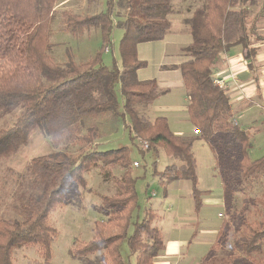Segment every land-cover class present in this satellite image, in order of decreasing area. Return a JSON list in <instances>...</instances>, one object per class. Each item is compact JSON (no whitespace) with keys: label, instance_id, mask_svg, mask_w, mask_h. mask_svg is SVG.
<instances>
[{"label":"trees","instance_id":"16d2710c","mask_svg":"<svg viewBox=\"0 0 264 264\" xmlns=\"http://www.w3.org/2000/svg\"><path fill=\"white\" fill-rule=\"evenodd\" d=\"M178 1L109 0V9L97 15L66 16L72 33L98 28L106 41L104 51H113V29H123L120 68L104 65L102 53L81 64L69 51L63 64L47 56L41 47L44 28L39 17L52 12L57 0H0V110L23 108L12 126L0 128V163L18 154L37 130L79 151H56L29 162L34 192L22 204L21 219H0V264H14L13 252L22 246L39 249L43 264H51L57 236L50 225L51 213L73 187L86 185L88 171L100 167H121L124 172L116 180L117 192L102 199L106 219L96 222L93 238L77 248L75 256L98 257L100 264H157L165 243L150 212L143 219L137 216L138 178L133 174L130 149L99 151L95 146L102 137V116L116 120V126L118 121H128L132 140L148 144V149L143 144L144 150L157 156L162 149L176 159V164L156 175L162 183L190 182L196 210L200 209L203 192L198 188L194 140L175 135L166 117L151 119V106L161 93L156 81L138 79L147 63L138 58L137 47L163 40L172 27V14L185 15L184 25L192 36L180 66L189 117L198 126V138L208 142L216 155L227 211L233 219V227L230 221L221 227L216 247L198 264H264V196L249 199L241 211L235 197L237 191L252 190L264 179V156L251 159L250 135L237 123L227 92L213 76L224 54L238 46L248 49L252 38L259 39L256 21L264 16V3L251 17L259 0H202L195 8L194 0H181L177 9ZM115 8L124 14H118V22H114ZM252 18L255 23L249 27ZM229 233L231 250L219 257L214 251L225 249ZM124 245L129 251L126 256Z\"/></svg>","mask_w":264,"mask_h":264},{"label":"rangeland","instance_id":"374dc122","mask_svg":"<svg viewBox=\"0 0 264 264\" xmlns=\"http://www.w3.org/2000/svg\"><path fill=\"white\" fill-rule=\"evenodd\" d=\"M119 1L116 0V2ZM182 2L179 0L175 3L177 9L181 8ZM193 2L194 8L202 5V0H194ZM263 3L264 0H259V8L253 9L251 17L260 11ZM108 9L109 0H57L52 12L39 17L44 28L41 37L42 49L53 62L58 64L67 61V51L73 54L74 60L78 64L90 61L102 53L104 65L113 67L117 64L121 68L120 45L125 34L123 29L118 27L113 29L111 37L113 51L109 52L103 50L106 41L98 28H85L72 33L68 31L66 25V16L69 14L81 17L92 16ZM120 13L121 11L115 8L114 22H118L120 19L118 14ZM179 16L185 17V15L179 14L169 16L172 23L168 33L170 37H177L183 30L181 26L176 24V20L181 19ZM259 20L256 21L257 26ZM254 23L255 19H250L249 27H252ZM170 47L171 52H173L174 46L171 45ZM153 52H155L154 47L149 45L141 47V53H143L141 57H144L147 63L141 74L143 77H160L158 75L161 70L157 60L152 58ZM171 76L175 78L174 74ZM225 91L227 92L228 89L226 88ZM179 100L181 101V98ZM120 101L122 102V98ZM170 103L173 101H168V98H161L158 101V104L163 105ZM139 108L141 111L143 110V107ZM22 109V106H18L0 110V128L12 126ZM162 115L168 118L169 127L175 134H186L190 131L193 132L194 128H198L191 120L185 119L187 118L186 114L177 112V110L164 109ZM150 117L154 120L157 116L152 114ZM99 121L101 122L102 137L96 142V148L100 147L99 151H110L127 147L130 149L132 163L138 162L140 164L139 168H135L134 165L132 167L135 178H138L136 183L139 203L137 216L143 219L146 211L150 212L153 226L160 229L165 245L168 242H187L185 246L188 248V255L184 257L185 260L188 263H194L198 259L200 262L212 247H216L221 227L229 225V221L232 226L233 221L227 211V202L223 191L224 184L219 177L216 155L208 142L196 138L193 144L192 151L198 175V188L203 192L202 206L196 210L190 182L178 180L162 183L159 176L156 175V172H163L168 166L176 164V159L167 156L162 149L157 156L153 152L144 150L143 144L145 142L140 139L132 140L129 135L126 129L128 121L126 123L118 121L117 126L116 120H111L110 117L102 116ZM187 137L183 136V138ZM68 143L64 141L55 142L37 130L33 132L29 143L22 147L18 154L12 159L0 163V219L22 218V204L26 197L34 192L32 178L27 172L29 162L35 157L56 151L79 154L77 147L68 145ZM262 156H264V149L259 150L254 147L250 156L251 159H259ZM178 164L181 163L178 162ZM123 172L121 167L93 168L85 174L86 185L73 187L66 201L57 205L50 216V225L57 230V236L52 245L53 258L51 264H100L98 262L100 258L93 256L88 258L76 257L74 251L93 238L96 222L106 219L102 211V199L117 192L116 180L122 176ZM263 196L264 179L252 190L237 191L235 197L239 211L247 205L245 202H248L249 199L262 198ZM216 201H219V204L213 203ZM253 210L251 208V211ZM232 242L233 239L229 233V240L225 249L218 247L214 252L219 257L228 254ZM123 251L125 256L129 252L125 245ZM162 256L163 252L160 258L155 260L157 264L167 263V259H163ZM13 261L14 264H43L44 262L39 249L29 246L17 247L13 252Z\"/></svg>","mask_w":264,"mask_h":264},{"label":"crops","instance_id":"0c3cea01","mask_svg":"<svg viewBox=\"0 0 264 264\" xmlns=\"http://www.w3.org/2000/svg\"><path fill=\"white\" fill-rule=\"evenodd\" d=\"M179 17L181 19H177L176 24L181 26L183 30L177 37L167 35L161 41L140 44L137 47L138 58L141 61H145V58L141 57V54H143L141 53V47L144 45L154 47L155 52L152 53V58L157 60L161 70L158 75L160 77L147 78L141 76L144 71L143 68L138 72V79L140 81L157 82L161 94L151 106V114H155L157 117H166L162 115L163 110L171 109L186 114L187 118L185 119L190 120L187 109V90L180 66L185 61L183 49L191 45L192 36L188 28L183 26L185 17ZM259 21L258 26L256 25L259 39L252 38L248 49L238 46L224 54L216 65L213 76L226 83L230 104L232 105L237 123L249 133L253 147L260 150L264 149V16ZM171 45L174 46L173 52L170 50ZM172 74L175 75V78L171 76ZM161 98H168V101H173V103L169 105L158 104ZM180 98L181 101L179 100ZM186 122L189 123V121ZM196 130L194 128L193 132L174 134L181 137L188 136L187 138H191L195 142L196 138H198V135L195 133ZM213 203L219 204V201ZM186 243L184 241L166 243L162 258L167 259V263L163 264L199 263L198 259L194 263H188L185 260L186 258L184 257L188 255Z\"/></svg>","mask_w":264,"mask_h":264},{"label":"built area","instance_id":"2783aa9c","mask_svg":"<svg viewBox=\"0 0 264 264\" xmlns=\"http://www.w3.org/2000/svg\"><path fill=\"white\" fill-rule=\"evenodd\" d=\"M216 83H217L221 88L226 89V85H225V82H224L223 80H219V79H218ZM195 133H196L197 135L200 134L198 130H196ZM144 149H148V144H147V143L144 144ZM134 167H135V168H139V167H140V164H139L138 162H135V163H134ZM220 216H222V215H220Z\"/></svg>","mask_w":264,"mask_h":264}]
</instances>
